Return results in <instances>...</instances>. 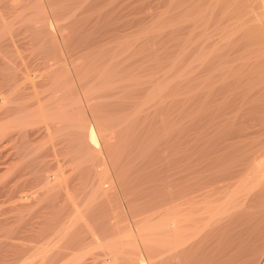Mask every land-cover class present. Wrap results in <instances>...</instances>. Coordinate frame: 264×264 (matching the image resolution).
Listing matches in <instances>:
<instances>
[{
  "label": "rangeland",
  "instance_id": "1",
  "mask_svg": "<svg viewBox=\"0 0 264 264\" xmlns=\"http://www.w3.org/2000/svg\"><path fill=\"white\" fill-rule=\"evenodd\" d=\"M237 1L228 0V6L225 0H0V113H8L2 117L3 113L0 114V124L11 122L8 131L13 132L9 136L7 133L0 137V264H136L134 259L140 253L146 258L147 264H264V197L263 200H257L258 202L253 201L257 197L255 192L260 190L259 185L263 187V164L260 166L262 170L258 169L256 176L263 177V181L256 186V191L251 193L253 191L240 189L242 191L238 193L240 198L237 197L236 204L238 201H245L248 205L233 207L229 211L230 216L226 214L221 216L223 219L219 217L213 221L204 234H195V237L194 227H191L209 210L204 208H212L219 203L228 194L227 189L232 190V186L242 179L240 176L243 174L245 177L248 174L245 173L246 169H250L247 165L257 157L259 152L254 153L255 150L260 151L262 147V139H259L263 138L259 124L261 120L258 119H264L259 115L262 101L253 104L248 101L241 109H237L239 111L232 110L231 103L223 107H229L228 112L222 108L224 112L216 114L219 112L217 108L220 102V98L216 99V96L220 97L215 81L218 78L216 60L224 54L220 59L227 57L232 64L236 62L233 60L237 55L227 46L215 44V40L217 37L219 42L222 36L217 33H227L237 24V13L232 10ZM253 3L258 6L259 1L253 0ZM207 8L209 9L206 10ZM253 8L250 14L251 23L257 21L254 12L256 8ZM233 11L235 15L232 14ZM244 16L245 18H241L245 19L241 20L243 25L249 21V17H242ZM214 23L216 26L212 25ZM221 27H225L224 31ZM214 29L220 30L215 31L217 35ZM251 48L250 46L248 49L252 51ZM224 52H228V55ZM206 53L210 55L207 56ZM204 58L211 61L204 64ZM207 69L210 75L216 74L211 76L213 81L210 79L214 84L208 80L210 77L204 71ZM206 76L208 79H205ZM202 78L206 80L205 83ZM201 82L202 85L208 82V86L202 87ZM200 86L201 93L204 94L200 93ZM152 87L153 90L150 91ZM209 89L211 92L208 97ZM146 100L149 104L152 101L154 107L146 106ZM209 102L213 104V111L210 109L211 104L208 105ZM133 105L139 112L137 128L133 130L134 133H130L133 138L130 137L131 140L122 143L120 137L126 131L121 132L125 127L121 124L123 126H115L118 132L115 128L106 129L112 137V142L107 139L108 143L100 136L103 133L99 125H106L115 117H123L122 114L127 110L130 112ZM215 106L218 110L216 112ZM170 112L172 115H169ZM228 113L236 115L230 118ZM221 114L226 119L220 118ZM240 117L243 119L240 121L241 126L248 120L247 125L257 130L256 135L251 134L253 136L250 137L251 135L246 136L243 133V129L246 127L247 130L250 126L245 125L242 129L238 121ZM207 121L210 122L209 125ZM140 122L143 123L141 127ZM86 123L89 126L85 127L89 129L83 127L86 130L82 131L81 126ZM19 131H23L25 137ZM87 131L88 134L82 136ZM93 134L96 135V140L92 137ZM134 135H138L137 138ZM231 135H239L240 138L237 140L234 138L236 136ZM147 138L150 139L148 142L145 141ZM89 139L97 146L89 143ZM130 141L132 142L129 145ZM112 143L116 146L120 143L122 148L119 149L125 153L120 152L119 157L113 156L119 150L116 146L115 149L110 146V149L109 144ZM250 149H254L253 153H250ZM254 154L255 158L252 156ZM98 183L101 185L98 186ZM194 192L197 193L195 196ZM218 195H222L221 199ZM249 200L253 202L250 203ZM197 210L201 212L197 213ZM172 227L173 232L169 229ZM118 237L121 239L117 240ZM115 239L119 244L114 242ZM176 239L180 243L183 241L181 246ZM117 244L126 247L120 251L122 254L116 252Z\"/></svg>",
  "mask_w": 264,
  "mask_h": 264
},
{
  "label": "bare ground",
  "instance_id": "2",
  "mask_svg": "<svg viewBox=\"0 0 264 264\" xmlns=\"http://www.w3.org/2000/svg\"><path fill=\"white\" fill-rule=\"evenodd\" d=\"M223 1V0H222ZM225 1H227V3H228V6H229V4H230V2H228V0H225ZM230 1H232V0H230ZM257 1H259V3H258V6L255 4V3H253V0H238L237 1V4H235L234 6H233V9L232 10H234V11H236V13H237V21H236V25L235 26H233V27H231L228 31H227V33H226V31L225 32H223V34H220V33H217V34H219V35H222V36H220V40H219V42H218V40L217 39H219V38H217L216 37V40H217V42H216V40H215V44H219V46L220 45H222V46H227L233 53H236V59H234V58H232V60L233 61H236V62H232V64H231V60H227V57H226V59H220L221 58V56H223V55H221L220 53H219V55H221V56H219L220 58H218L219 60H216V61H218L217 62V64H218V69H217V76H218V78H217V76H216V78H217V80H215L216 81V86L217 87H219V95H220V97L218 96H216V99L218 100L219 98H220V102L218 103V105H219V107L217 108L216 106V104H214V105H216L215 106V112L216 111H218V110H216V108L217 109H219V112H216V114L217 113H221L222 111L224 112V110L226 111V109H224L223 107H225V106H229L231 103L233 104V109L232 110H235L236 109V111H239V110H237V109H241V107H242V105L244 104V103H247L248 101V103H250V102H252V104L253 103H255L256 101H262L263 102V104L261 105V108L259 109V111H260V116H263L264 117V115L262 114L263 112H264V0H256V2ZM215 2H217V1H215ZM214 2V3H215ZM221 2V1H220ZM197 3V2H196ZM213 3V4H214ZM223 3V2H222ZM226 3V2H225ZM224 3V4H225ZM181 4V3H180ZM207 4V3H206ZM217 4V6L219 7V5H218V3H216ZM254 4H255V7L253 8V6H254ZM194 5V4H193ZM215 5V4H214ZM213 5V7H215ZM220 5H221V3H220ZM223 5V4H222ZM221 5V6H222ZM216 6V7H217ZM210 7V6H209ZM192 8V7H191ZM223 8H224V6H223ZM223 8H220V9H223ZM228 8H230V7H228ZM236 8V9H235ZM251 8H253V9H255L254 10V12L256 13V19H257V21L256 22H254V23H251V13L253 12L252 11V9ZM209 8H207L206 10H208ZM212 9V8H211ZM218 9V8H217ZM219 9V10H220ZM225 9H226V7H225ZM200 10V9H199ZM203 10H205V9H203ZM224 10V9H223ZM230 10V9H229ZM201 11H202V9H201ZM222 11V10H221ZM234 11L232 12V14H234ZM252 11V12H251ZM212 12V11H211ZM219 12V11H218ZM186 13V12H185ZM199 13H200V11H199ZM203 13V12H202ZM205 13H206V11H205ZM204 13V14H205ZM214 13V12H213ZM219 13H222V12H219ZM218 13V14H219ZM226 13H229L228 11L226 12ZM191 14V13H190ZM230 14H231V11H230ZM212 15V14H211ZM220 15V14H219ZM224 16H225V14H223ZM235 15V14H234ZM243 15H247V17H249V19L247 18V20H249L246 24H241V20H245V19H241V18H245V16L244 17H242ZM209 16V15H208ZM213 16H214V14H213ZM216 16V15H215ZM214 16V17H215ZM254 16H255V14H254ZM199 18V17H198ZM217 19L219 18V16L218 17H216ZM235 18V17H234ZM195 19V18H194ZM210 19V18H209ZM217 19H215V20H217ZM221 19H223V18H221ZM225 19H226V17H225ZM254 19V18H253ZM252 19V20H253ZM201 20V19H200ZM228 19H226V21H227ZM255 20V19H254ZM253 20V21H254ZM204 21H206L205 20V18H204ZM210 21V23H211V20H209ZM206 23H207V21H206ZM215 23H216V21H215ZM212 24V25H215L216 26V24ZM229 23H230V21H229ZM208 24V23H207ZM224 24H225V21H224ZM211 25V26H212ZM218 25V24H217ZM229 25V24H228ZM231 25V24H230ZM194 26H196V25H194ZM203 26H204V24H203ZM205 26H208V25H205ZM214 26V27H215ZM219 26V25H218ZM224 26H226V25H224ZM213 27V26H212ZM223 27V26H222ZM220 28V29H222V31H224V29H225V27H224V29L223 28ZM228 27V26H227ZM230 27V26H229ZM204 28V27H203ZM205 28H207V27H205ZM208 29V28H207ZM206 29V30H207ZM213 29V28H212ZM226 29H228V28H226ZM215 31H220L219 29L218 30H216V29H214V32ZM206 32H208V31H206ZM213 32V31H212ZM216 34V32H215V35H217ZM204 35H205V33H204ZM185 36V35H184ZM191 36V35H190ZM186 37V36H185ZM192 37V36H191ZM219 37V36H218ZM179 38V37H178ZM184 38V37H183ZM193 38V37H192ZM189 39V38H188ZM194 39V38H193ZM207 40V39H206ZM211 40V39H210ZM192 41V40H191ZM190 41V42H191ZM197 42V41H196ZM189 44V43H188ZM191 44V43H190ZM211 44V43H210ZM187 46V45H186ZM204 46V45H203ZM212 46V45H211ZM252 47L251 49H252V51H250L248 48L249 47ZM187 47H189V46H187ZM201 47V46H200ZM209 47V46H208ZM207 47V48H208ZM215 47V46H214ZM217 47V46H216ZM194 48V47H193ZM210 48V47H209ZM185 49H186V47H185ZM188 49V48H187ZM201 49V48H200ZM220 49H222V48H220ZM218 50V49H217ZM180 51H182V50H180ZM179 51V52H180ZM203 51L205 52V50L203 49ZM199 52V51H198ZM202 52V51H201ZM215 52V51H214ZM191 53V52H190ZM208 53H209V50H208ZM210 53H213V52H210ZM225 54H227L228 52H224ZM176 54V53H175ZM178 54V53H177ZM207 54V53H206ZM181 55H183L182 53H181ZM199 55V57H200V54H198ZM197 55V56H198ZM210 54H207V56H209ZM211 55H213L214 56V54H211ZM228 55V54H227ZM227 55H225V56H227ZM230 55H231V53H230ZM177 56V55H176ZM178 56H180V54H178ZM184 56V55H183ZM203 56V55H202ZM206 56V55H205ZM225 56L223 57V58H225ZM188 57V56H187ZM198 57V58H199ZM215 57H218V55H216ZM232 57V55L229 57V58H231ZM183 59H184V57H182ZM194 58V57H193ZM205 59V61H204V64H205V62L207 61V59L206 58H204ZM216 59V58H215ZM197 60L198 59H196V62H197ZM211 61V59H208V61ZM191 61V60H190ZM207 61V63H209ZM214 61V60H213ZM193 62V61H192ZM196 62H194V64L196 63ZM227 63H229L228 65H227ZM217 64H216V68H217ZM196 65H197V63H196ZM208 65V64H207ZM210 65V64H209ZM200 66V65H199ZM211 66H212V64H211ZM226 66V67H225ZM204 67V66H203ZM204 68H206V65H205V67ZM211 68V67H210ZM209 68V69H210ZM188 69H190V68H188ZM209 69H207V70H204L205 71V73L209 70ZM215 69V68H214ZM189 71V70H188ZM187 71V72H188ZM191 71V70H190ZM216 72V71H215ZM192 73V72H191ZM195 73V72H194ZM193 73V74H194ZM214 73V71L212 70V74ZM207 74H208V77H210L209 79H208V77L207 78H205V79H208L209 81H213V79H211V76H214V75H216V74H214V75H210L208 72H207ZM210 75V76H209ZM194 76V75H193ZM188 77V76H187ZM187 77H186V81H187ZM204 77V76H203ZM173 78H175V77H173ZM185 78V77H184ZM183 78V79H184ZM178 79V78H177ZM181 79V78H180ZM193 79V78H192ZM191 79V80H192ZM203 79V78H202ZM205 79H203V82L205 83L206 82V80ZM211 79V80H210ZM215 79V78H214ZM168 80V79H167ZM170 81H172V80H176V79H169ZM182 80V79H181ZM180 81V80H179ZM208 81V82H209ZM211 81V82H212ZM174 82V81H173ZM182 82H184V81H182ZM207 82V83H208ZM211 82H209V83H211ZM140 82H138L137 84L138 85H140L139 84ZM164 83V82H163ZM168 83V82H167ZM185 83V82H184ZM203 83V85H202V82H201V86L202 87H204V86H206L207 85V83L206 84H204ZM142 84V83H141ZM170 84H171V82H170ZM212 84H214L213 82H212ZM173 85V84H172ZM175 85V84H174ZM184 85V84H183ZM182 85V86H183ZM190 85H191V83H190ZM210 86H212L211 84H209ZM159 86V85H158ZM171 86V85H170ZM179 86V85H178ZM200 86V93L202 92V87ZM208 86V85H207ZM215 86V87H216ZM163 88H164V86H163ZM181 88V87H180ZM185 88H187V87H185ZM184 88V89H185ZM207 89L209 88V87H206ZM159 89V88H158ZM167 89H168V87H167ZM166 89V90H167ZM174 89V88H173ZM199 89V88H198ZM213 89H214V87H213ZM217 89V88H216ZM153 90V87L151 88V90L150 91H152ZM160 91H161V88L159 89ZM162 90H164V92H165V89H162ZM181 90V89H180ZM179 90V91H180ZM186 90V89H185ZM204 91H205V89H203ZM154 91L155 92H157V90H155L154 89ZM188 91V90H187ZM124 92V91H123ZM122 92V94H124ZM130 92V91H129ZM134 92V91H133ZM136 92V91H135ZM162 92V91H161ZM170 92H172V91H170ZM169 92V93H170ZM191 92V91H190ZM193 92V91H192ZM210 92H211V90L209 89V91H208V97H209V95H210ZM138 93H140V92H138ZM154 93V92H153ZM168 93V94H169ZM177 93V91L174 93V94H176ZM195 93V92H194ZM217 93V92H216ZM215 93V94H216ZM29 95H30V93H28ZM146 94V93H145ZM160 94V93H159ZM201 94H204V92L203 93H201ZM31 95H32V93H31ZM119 95V94H118ZM121 95V94H120ZM126 95V94H125ZM147 95V94H146ZM156 95V94H155ZM166 95H167V93H166ZM165 95V96H166ZM179 95V94H178ZM198 95V94H197ZM206 95V94H205ZM53 96V95H52ZM145 96V95H144ZM168 96V95H167ZM171 96V95H170ZM189 96V95H188ZM192 96V95H191ZM129 97V96H128ZM180 97V96H179ZM39 98V97H38ZM121 98V97H120ZM130 98V97H129ZM132 98V97H131ZM140 98V97H139ZM143 98V97H142ZM150 98V97H149ZM156 98L158 99V97L156 96ZM163 98V97H162ZM165 98V97H164ZM163 98V99H164ZM170 98H172V97H170ZM183 98V97H182ZM185 98H186V96H185ZM189 98V97H188ZM191 98H193V96L191 97ZM42 99H43V97H42ZM156 99V100H157ZM173 99H174V97H173ZM245 99H247V100H245ZM141 100V99H140ZM140 100H138L139 102H140ZM144 100V99H143ZM168 101H170V99H167ZM186 100V99H185ZM189 100H190V98H189ZM207 100V99H206ZM126 100H124V102H125ZM132 101H135L134 99L132 100ZM132 101H131V104H133L132 103ZM137 101V100H136ZM142 101V100H141ZM147 101V100H146ZM145 101V102H146ZM154 101V100H153ZM174 102H175V100H173ZM200 101V100H199ZM254 101V102H253ZM127 102V101H126ZM143 102V101H142ZM148 102V104H146V106L147 105H150V106H153L154 107V105H153V103H152V101L150 102V104H149V101H147ZM146 102V103H147ZM155 102V101H154ZM173 102V103H174ZM179 102V101H178ZM186 102V101H185ZM184 102V103H185ZM188 102V101H187ZM186 102V103H187ZM164 103V102H163ZM162 103V104H163ZM172 103V104H173ZM176 103H177V101H176ZM175 103V104H176ZM189 103V102H188ZM202 103V102H201ZM204 103H206V102H204ZM216 103V102H215ZM134 104H135V102H134ZM137 104H139L138 102H137ZM178 104V103H177ZM209 104H211L210 106L212 107H210V109H212V111H213V104L211 103V102H209L208 103V105ZM229 104V105H228ZM251 104V103H250ZM119 105V104H118ZM129 105V104H128ZM204 105V104H203ZM206 105V104H205ZM134 106V105H133ZM155 106H157V105H155ZM168 106V105H167ZM59 107V106H58ZM126 107V106H125ZM175 107H176V105H175ZM185 107V106H184ZM183 107V108H184ZM187 107V106H186ZM231 107V106H230ZM111 108V107H110ZM119 108V107H118ZM123 108V107H122ZM151 109H152V107H150ZM158 108V107H157ZM174 108V107H173ZM188 108V107H187ZM192 108V107H191ZM222 108L224 109V110H222ZM30 109V108H29ZM128 109V108H127ZM190 109V108H189ZM200 109L202 110V108H201V106H200ZM207 109H209V108H207ZM228 109H229V107H228ZM227 109V111L226 112H228L229 110ZM125 110V109H124ZM130 110V109H129ZM143 110V109H142ZM164 110H165V108H164ZM172 110V109H171ZM174 110V109H173ZM232 110H230L231 112H232ZM6 111V110H5ZM27 111V110H26ZM25 111V112H26ZM30 111V110H29ZM28 111V112H29ZM48 111V110H47ZM56 111H58V110H56ZM63 111V110H62ZM126 111V110H125ZM145 111V110H144ZM157 111V110H156ZM203 111V110H202ZM235 111V112H236ZM242 111V110H241ZM40 112H42L41 110H40ZM127 112H128V110H127ZM125 112V114H122L123 115V117H119L118 119H116V117L114 118V120L113 121H110V122H107L108 124H106V125H108V126H106L105 124H102L101 123V121L99 122V124L101 123V125H99V126H101V129L103 130H101V133H103V135L102 134H100V136L102 137L103 136V138H104V140H106L107 141V139H108V141L112 138L109 134V132L106 130L108 127L110 128L111 127V129L112 128H115V126H119V125H121V124H123V125H125V127H124V129L123 130H121V132L122 131H126L125 132V135H123V136H121L120 137V140L122 141V143L123 144H125L127 141H129V140H131L130 139V137L131 138H133L132 136H131V134L132 133H134V129L135 128H137V125H138V123H139V116H137V114L139 113L138 112V109L136 108V106H134V107H132L131 108V111L130 112ZM142 112V111H141ZM150 112V111H149ZM155 112V111H154ZM166 112V111H165ZM185 112V111H184ZM215 112H214V114H215ZM225 112V113H226ZM234 112V111H233ZM262 112V113H261ZM1 113H3V114H1ZM0 114H1V117H2V115H4V114H8V113H4L3 111L1 112ZM20 113H22V112H20ZM121 113H123V112H121ZM171 114H169V115H172V112H170ZM174 113H175V111H174ZM187 113V112H186ZM185 113V114H186ZM192 113V112H191ZM224 113V114H225ZM239 113V112H238ZM244 113V112H243ZM76 114V113H75ZM79 114H80V112H79ZM149 114V113H148ZM154 114H156V113H154ZM160 114V113H159ZM188 114V113H187ZM200 114V113H199ZM203 114V113H202ZM209 114V113H208ZM224 114L222 115H219V116H221L220 118H225V116H224ZM227 114V113H226ZM229 115H230V113H228ZM234 114L235 113H233V114H231L230 115V118L233 116L234 117ZM258 114V113H257ZM262 114V115H261ZM25 115V114H24ZM31 115V114H30ZM62 115H64V114H62ZM119 115V114H118ZM139 115V114H138ZM146 115V114H145ZM158 115V114H157ZM182 115H184V114H182ZM189 115V114H188ZM187 115V116H188ZM205 115V114H204ZM213 115V114H212ZM236 115V114H235ZM6 116V115H5ZM5 116H3V118L5 117ZM36 116V115H35ZM65 116V115H64ZM142 116V115H141ZM165 116H166V114H165ZM187 116H185V117H187ZM216 116V115H215ZM218 116V117H219ZM241 116V115H240ZM243 116V115H242ZM256 116V115H255ZM258 116V115H257ZM7 117V116H6ZM57 117H61V116H57ZM63 117V116H62ZM80 117V116H79ZM146 117V116H145ZM148 117H150V116H148ZM155 117V116H154ZM161 117V116H160ZM173 117V116H172ZM182 117V116H181ZM184 117V118H185ZM193 117V116H192ZM198 117V116H197ZM205 117V116H204ZM208 117H210L209 115H208ZM227 117V120L229 119V117L228 116H226ZM2 118V119H3ZM73 118V117H72ZM162 118V117H161ZM183 118V117H182ZM213 118V117H212ZM220 118H219V120H220ZM238 118H239V115H238ZM251 118H253V117H251ZM261 118V117H260ZM260 118H258L259 120H261L260 122H259V124L261 125V133H262V135H263V138H259V136L257 137V138H259V139H262L261 140V144H262V147L260 146V145H258L259 147H261L260 149V151H259V149H258V151L257 150H255V152L254 153H256V152H259L258 153V155H257V157L255 158V154L254 155H252L255 159H254V161H251V163L250 164H248L247 166H250V167H247V168H250V169H246L245 170V173L247 174V175H245V177H243V174H242V176H240V178H242V179H240V181H238L237 182V185H235V186H232L231 188H232V190L229 188V187H227V188H229L230 190H231V192H230V190H228L227 189V191H229L230 192V194H229V192H228V194L226 193V195H224V197H223V199L218 203L217 201H219L221 198H220V196L222 197V195H218L219 196V200H217L216 202V204H211V205H213V207L212 208H204V209H209L205 214H204V216L201 218V220L198 222V223H196V225L195 226H191V225H189V227L191 226V227H194L193 229L195 230V232L193 233L194 234V236H195V234H196V236L198 235V234H202L204 231H207L208 229H209V227H210V225L212 224V222L213 221H216V219H218L219 217L221 218V216H223V215H228L229 214V211L233 208V207H235V206H243L244 204H247L248 205V202L247 203H245V201H238V203L236 204V201L238 200L237 199V197H238V193H241V192H239V191H242V190H240V189H244L245 191H247V190H249V191H253L255 188H256V186H258L263 180H262V178L263 177H261V176H258V177H256L257 176V171H258V169H260V166L263 164L264 165V119H260ZM32 119V118H31ZM116 119V120H115ZM160 119V118H159ZM204 119V118H203ZM205 119H207V118H205ZM210 119V118H209ZM226 119V118H225ZM247 119V118H246ZM250 119V118H249ZM254 119V118H253ZM256 119V118H255ZM257 119V120H258ZM29 120V119H28ZM61 120V119H60ZM105 120V119H104ZM145 120V119H144ZM165 120V119H164ZM167 120V119H166ZM183 120V119H182ZM184 120H186V119H184ZM214 120V119H213ZM230 120V119H229ZM243 119L240 117V120H238L239 122L240 121H242ZM256 120V121H257ZM64 121V120H63ZM141 121H143V120H141ZM152 121V120H151ZM180 121V120H179ZM222 121V120H221ZM246 121V120H245ZM7 122V121H6ZM33 122V121H32ZM31 122V123H32ZM53 122H55V121H53ZM62 122V121H61ZM60 122V123H61ZM68 122V121H67ZM85 122V121H84ZM87 122V121H86ZM170 122V121H169ZM208 122V121H207ZM212 122V121H211ZM213 122H215V121H213ZM216 122H217V120H216ZM220 122V121H219ZM244 122V121H243ZM247 122H248V120L246 121V124L244 123V125L243 126H241L242 125V123L241 124H239V126L243 129L244 128V126L246 125V126H248L247 125ZM252 122V121H251ZM258 122V121H257ZM1 123V122H0ZM5 123V122H4ZM11 123V122H10ZM10 123L9 124H0V137H2V136H5L7 133H9V131H8V129H9V126H10ZM78 123V122H77ZM88 123V122H87ZM85 124V125H83V126H81L82 127V131H85L86 129H87V127H85L86 125L87 126H89L88 124ZM148 123V122H147ZM152 123V122H151ZM157 123V122H156ZM196 123V122H195ZM209 123L210 122H208V125H209ZM220 123H222V122H220ZM220 123H217V124H220ZM254 123V122H253ZM19 124V123H18ZM24 124V123H23ZM50 124V123H49ZM141 124H143V123H141L140 122V124H139V126L141 127ZM164 124V123H163ZM162 124V125H163ZM170 124V123H169ZM184 124V123H183ZM198 124V123H197ZM216 124V123H215ZM251 124V123H250ZM16 125V124H15ZM20 125V124H19ZM25 125V124H24ZM48 125V124H47ZM56 125V124H55ZM123 125H121V126H123ZM149 125V124H148ZM160 125V124H159ZM158 125V126H159ZM171 125V127H172V124H170ZM214 125V124H213ZM232 125V124H231ZM95 126V125H94ZM99 126H98V128H99ZM120 126V127H121ZM139 126H138V130H139ZM146 126H147V124H146ZM167 126V125H166ZM166 126H164V127H166ZM183 126V125H182ZM216 126H220V125H216ZM224 126V125H223ZM250 126V125H249ZM257 126H258V124H257ZM20 127V126H19ZM41 127V126H40ZM83 127H85L86 129H83ZM153 127V126H152ZM175 128H176V126H174ZM179 127H181V126H179ZM178 127V128H179ZM234 127V126H233ZM255 127V126H254ZM21 128V127H20ZM39 128V127H38ZM55 128H56V126H55ZM74 128V127H73ZM96 128V127H95ZM123 128V127H122ZM159 129L161 128V125H160V127H158ZM183 128V127H182ZM205 128H208V127H205ZM210 128V127H209ZM217 128H219V127H217ZM237 128V127H236ZM235 128V129H236ZM241 128H237V129H241ZM246 128V127H245ZM243 129V133L246 135V134H248V135H251V134H255L256 135V133L255 132H257V130L255 131V129H253L252 128V126H250V128H252V130H254V131H252V130H249L248 129V127H247V130L246 129ZM258 128V127H257ZM17 129V128H16ZM21 129H23V128H21ZM89 129V128H88ZM87 129V130H88ZM115 129H117V132H118V128H115ZM120 129V128H119ZM145 129V128H144ZM148 129V128H147ZM171 129V128H170ZM173 129V128H172ZM42 130V129H41ZM46 130V129H45ZM52 130V129H51ZM91 130V129H90ZM89 130V131H90ZM100 130V129H99ZM140 130H141V128H140ZM162 130H164V129H162ZM166 130H167V128H166ZM166 130H164L165 132H166ZM169 130V129H168ZM216 130V129H215ZM214 130V131H215ZM222 130V129H221ZM232 130V129H231ZM248 130L249 131H251L250 132V134H249V132H248ZM81 131V132H82ZM113 131H115V130H113ZM112 131V132H113ZM133 131V132H132ZM146 131V130H145ZM177 131V130H176ZM185 131V130H184ZM237 132H240L239 130H236ZM12 132V131H11ZM9 133V134H7L8 136L10 135V134H12V133ZM20 132V131H19ZM19 132H18V134H19ZM23 132V131H22ZM22 132H20V135H22V136H24L25 137V135H23V133ZM27 132H28V130H27ZM39 132V131H38ZM49 132V131H48ZM80 132V131H79ZM107 132V133H106ZM120 132V131H119ZM147 132V131H146ZM146 132H144V133H146ZM149 132V131H148ZM158 132H159V130L156 132L157 134H158ZM179 132H181V131H179ZM183 132V131H182ZM191 132V131H190ZM219 132V131H218ZM246 132V133H245ZM17 133V132H16ZM26 133V132H25ZM34 133V132H33ZM37 133V132H36ZM92 132H90V134H91ZM94 133V132H93ZM116 133V132H115ZM124 133V132H123ZM131 133V134H130ZM136 134H138V132L136 131L135 132ZM140 133V132H139ZM163 134H164V132H162ZM205 133V132H204ZM242 132H241V134H243ZM75 134V133H74ZM81 134V133H80ZM84 134H88V131L86 132V133H82V136L84 135ZM107 134H108V137H107ZM118 134H120V133H118ZM141 134V133H140ZM150 134V133H149ZM149 134H148V136H149ZM179 134V133H178ZM234 134H237V133H234ZM240 134V133H239ZM259 134V133H258ZM257 134V135H258ZM17 135V134H16ZM29 135V134H28ZM27 134H26V136H28ZM36 135V134H35ZM92 135V134H91ZM91 135H90V138H91ZM144 135V134H143ZM152 135V134H151ZM154 135V134H153ZM162 134H160V136H161ZM166 135V134H165ZM181 135V134H180ZM216 135V134H215ZM232 135H233V133H232ZM231 135V136H232ZM244 135V136H245ZM253 135H251L250 137H252ZM39 136V135H38ZM115 136H117V135H115ZM114 136V137H115ZM135 136V135H134ZM138 136V135H137ZM137 136H135L136 138H137ZM159 136V135H158ZM164 136V135H163ZM167 136H168V134H167ZM234 136H236V135H234ZM234 136H232V137H234ZM241 136H243V135H241ZM247 136V135H246ZM245 136V137H246ZM13 137V136H12ZM70 137V136H69ZM87 138H88V135L86 136ZM95 140L97 139V137H96V135L95 134H93V136H92ZM111 137V138H110ZM134 137V138H135ZM140 137V136H139ZM147 137V136H146ZM165 137V136H164ZM171 137V136H170ZM172 137H174V136H172ZM191 137V136H190ZM199 137V136H198ZM238 137L240 138V136L238 135ZM237 136L236 137H234L235 139H237L238 138ZM262 137V136H261ZM8 138H11V137H8ZM14 138V137H13ZM16 138V137H15ZM17 138H19V136L17 135ZM17 138H16V140H17ZM86 138V139H87ZM115 138H117V137H115ZM142 138H144V136L142 137ZM149 138V137H148ZM148 138L145 140L146 142H148L149 140H148ZM166 138V137H165ZM168 138H169V136H168ZM182 138V137H181ZM180 138V139H181ZM201 138V137H200ZM238 138V139H239ZM241 138H243V137H241ZM249 138V137H248ZM255 138V137H254ZM68 139V138H67ZM139 139H141V137L139 138ZM138 139V140H139ZM173 139V138H172ZM176 139V138H175ZM179 139V140H180ZM184 139V138H183ZM182 139V140H183ZM237 139V140H238ZM244 139V138H243ZM246 139V138H245ZM5 140V139H4ZM7 140V139H6ZM23 140H24V138H23ZM64 140V139H63ZM83 140H85V139H83ZM90 141H89V143L91 142V144L93 145V143H92V141H91V139H89ZM133 140V139H132ZM148 140V141H147ZM154 140V139H153ZM159 140V139H158ZM161 140V139H160ZM166 140V139H165ZM164 140V141H165ZM181 140V141H182ZM204 140V139H203ZM232 140V139H231ZM234 140V139H233ZM232 140V141H233ZM247 140V139H246ZM251 140V139H250ZM1 141H3V140H1ZM8 141V140H7ZM9 141H11V140H9ZM25 141V140H24ZM23 141V142H24ZM105 141V143H107ZM118 141H119V139H118ZM121 141H119V142H121ZM124 141H125V143H124ZM135 141V140H134ZM136 141H137V139H136ZM139 141H141V140H139ZM144 141V142H145ZM243 141V140H242ZM242 141H241V143H242ZM245 141V140H244ZM253 141V140H252ZM26 142V141H25ZM67 142V141H66ZM86 142V141H85ZM109 142H112V139L109 141ZM108 142V143H109ZM132 141H130L129 142V145H130V143H131ZM155 142H158V141H155ZM159 142H161V141H159ZM178 142V141H177ZM176 142V143H177ZM185 142V141H184ZM207 142H208V140H207ZM210 142V141H209ZM216 142V141H215ZM234 142V141H233ZM235 142H237V141H235ZM238 142H240V141H238ZM250 142V141H249ZM68 143V142H67ZM142 143H143V141H142ZM151 143V142H150ZM152 143H153V141H152ZM162 144H163V142H161ZM168 143V142H167ZM169 143H170V141H169ZM171 143H173V142H171ZM175 143V144H176ZM204 143H205V141H204ZM247 143V142H246ZM4 144V143H3ZM9 144V143H8ZM38 144H40V143H38ZM69 144V143H68ZM85 144H87V142L85 143ZM84 144V145H85ZM120 144V143H119ZM119 144H117L118 146H116V145H114L113 143L112 144H109V147L111 146V147H114V146H116L117 147V150H119V152H118V154H117V152L115 151V153L117 154V155H114L113 154V156H118L119 155V153L121 152V150L119 149V148H122V145H121V147H120V145ZM134 144V143H133ZM137 143H135V146H137L136 145ZM174 144V143H173ZM198 144V143H197ZM232 144V143H231ZM256 144V143H255ZM255 144L253 145V146H255ZM259 144V143H258ZM29 145V144H28ZM67 145V144H66ZM70 145V144H69ZM83 145V146H84ZM94 145H96L95 144V142H94ZM93 145V146H94ZM107 145V144H106ZM113 145V146H112ZM150 145V144H149ZM153 145V144H152ZM156 145V144H155ZM166 145V144H165ZM213 145V144H212ZM221 145V144H220ZM223 145V144H222ZM257 145V144H256ZM10 146V145H9ZM23 146V145H22ZM50 146V145H49ZM97 146V145H96ZM134 146V145H133ZM151 146V145H150ZM204 146V145H203ZM208 146H209V144H208ZM211 146V145H210ZM227 146V145H226ZM257 146V147H258ZM18 147V146H17ZM111 147H110V149H111ZM124 147V146H123ZM127 149L129 148V146L127 147V146H125ZM131 147V146H130ZM145 147H147L146 145H145ZM152 147V146H151ZM150 147V148H151ZM155 147V146H154ZM168 147V146H167ZM170 147V146H169ZM173 147V146H172ZM207 147V146H206ZM251 147V146H250ZM256 147V146H255ZM24 148V147H23ZM59 148V147H58ZM65 148V147H64ZM77 148V147H76ZM97 148V147H96ZM139 149H140V147H138ZM171 148V147H170ZM189 148V147H188ZM203 148V147H202ZM211 148V147H210ZM210 148H209V150H210ZM215 148H216V146H215ZM228 148V147H227ZM9 149V148H8ZM48 149V148H47ZM113 149V148H112ZM114 149H115V147H114ZM113 149V150H114ZM135 149H136V147H135ZM139 149H137V150H139ZM142 149V148H141ZM172 149V148H171ZM191 149V148H190ZM198 149V148H197ZM204 149H205V147H204ZM214 149V148H213ZM218 149H220V148H218ZM224 149V148H223ZM247 149V148H246ZM257 149V148H256ZM11 150V149H10ZM18 150V149H17ZM82 150V149H81ZM88 150V149H87ZM86 150V151H87ZM125 150V149H124ZM123 150V151H124ZM146 150V149H145ZM148 150H150V149H148ZM147 150V151H148ZM179 150V149H178ZM182 150V149H181ZM244 150V149H243ZM250 150H252V149H250ZM97 151V150H96ZM111 152H113L112 150H110ZM128 152H129V150H127ZM126 151V152H127ZM141 151V150H140ZM185 151V150H184ZM205 151V150H204ZM227 151V150H226ZM247 151V150H246ZM253 151H254V149L252 150V151H250V153H253ZM7 152V151H6ZM176 152H177V149H176ZM224 152V151H223ZM222 152V153H223ZM243 152V151H242ZM10 153V152H9ZM81 153V152H80ZM121 153H125V152H121ZM121 153H120V155L119 156H121ZM136 153V152H135ZM139 153V152H138ZM143 153V152H142ZM174 153V152H173ZM172 153V154H173ZM181 153H182V151H181ZM203 153V152H202ZM231 153H233L234 154V152H231ZM237 153V152H236ZM249 153V152H248ZM249 153V154H250ZM107 154V153H106ZM112 154V153H111ZM137 154V153H136ZM199 154H200V152H199ZM212 154H213V151H212ZM211 154V155H212ZM224 154V153H223ZM223 154H222V156H223ZM242 154V153H241ZM246 154H247V152H246ZM3 155V154H2ZM46 155V154H45ZM133 155V154H132ZM145 155V153L143 154V155H141L142 157ZM168 155V154H167ZM219 155V154H218ZM232 155V154H231ZM240 155V154H239ZM245 155V154H244ZM251 155V154H250ZM20 156V155H19ZM49 156V155H48ZM118 156V157H119ZM138 156H140V155H138ZM140 156V157H141ZM173 156V155H172ZM175 156V155H174ZM173 156V157H174ZM233 156V155H232ZM21 157V156H20ZM40 157V156H39ZM125 157V156H124ZM127 157V156H126ZM125 157V158H126ZM133 157V156H132ZM134 157H135V155H134ZM213 157H214V155H213ZM224 157V156H223ZM237 157H238V155H237ZM244 157V156H243ZM54 158V157H53ZM96 158H97V156H96ZM101 158V157H100ZM145 158V157H144ZM156 158V157H155ZM198 158V157H197ZM217 158V157H216ZM226 158V157H225ZM246 158V157H245ZM50 159V158H49ZM52 159V158H51ZM129 159V158H128ZM149 159V158H148ZM168 159H169V157H168ZM171 159V158H170ZM188 159V158H187ZM210 159V158H209ZM218 159V158H217ZM233 159V158H232ZM236 159V158H235ZM238 159H240V158H238ZM1 160V159H0ZM4 160V159H3ZM100 160V159H99ZM177 160V159H176ZM237 160V159H236ZM242 160V159H241ZM246 160V159H245ZM127 161V160H126ZM143 161V160H142ZM173 161V160H172ZM210 161H211V159H210ZM248 162H249V160H247ZM99 162V161H98ZM132 162V161H131ZM138 162V161H137ZM149 162V161H148ZM213 162H214V160H213ZM236 162V161H235ZM102 163V162H101ZM100 163V164H101ZM231 163V162H230ZM103 164H105V163H103ZM139 164V163H138ZM166 164V163H165ZM197 164V163H196ZM199 164H200V162H199ZM215 164V163H214ZM236 164V163H235ZM223 165H225V164H223ZM222 165V166H223ZM227 165V164H226ZM231 165V164H230ZM129 166H131V165H129ZM218 166V165H217ZM93 166H91V168H92ZM162 167V166H161ZM207 167V166H206ZM219 167H221V166H219ZM226 167V166H225ZM234 167H235V165H234ZM239 167V166H238ZM26 168V167H25ZM101 168V167H100ZM148 168V167H147ZM205 168V167H204ZM208 168H210V167H208ZM243 168V167H242ZM262 168H264V166L262 167ZM21 169V168H20ZM129 169V168H128ZM207 169V168H206ZM99 170V169H98ZM158 170V169H157ZM217 170H219V169H217ZM262 169H260V171H261ZM243 171V170H242ZM249 171V172H248ZM90 172H91V170H90ZM216 172V171H215ZM95 173V172H94ZM106 173V172H105ZM131 173V172H130ZM171 174V173H170ZM215 174V173H214ZM221 174V173H220ZM241 174V173H240ZM261 175H262V172L260 173ZM131 175V174H130ZM104 176V175H103ZM166 176V175H165ZM237 176V175H236ZM263 176H264V172H263ZM213 177V176H212ZM230 177V176H229ZM234 177V176H233ZM27 178V177H26ZM94 178V177H93ZM96 178H98V176L96 177ZM221 178V177H220ZM232 179V178H231ZM68 180V179H67ZM97 180V179H96ZM136 180V179H135ZM224 180V179H223ZM262 180V181H261ZM138 181V180H137ZM226 181H228V180H226ZM225 181V182H226ZM65 182V181H64ZM102 182V181H101ZM77 183V182H76ZM133 183V182H132ZM224 183V182H223ZM227 183V182H226ZM229 183V182H228ZM97 184V183H96ZM99 185L98 186H100L101 184L100 183H98ZM234 183H232V185H233ZM95 185V184H94ZM164 185V184H163ZM215 185V184H214ZM97 186V189L99 188ZM212 186V185H211ZM262 186V185H261ZM95 187H96V185H95ZM178 187V186H177ZM215 187V186H214ZM225 187V186H224ZM224 187H223V189H224ZM163 188V187H162ZM190 188V187H189ZM195 188V187H194ZM196 188H197V186H196ZM205 188V187H204ZM216 188V187H215ZM193 189V188H192ZM207 189H208V187H207ZM257 189H258V187H257ZM259 189L261 190H258V191H256V190H254V191H256V192H258V193H256L255 192V194H257V197L256 196H254V197H256V199L255 200H253V201H255V202H258L257 200H260V198H262V197H264V183H263V187L261 188L260 187V185H259ZM103 190V189H102ZM187 190V189H186ZM219 190V189H218ZM226 190V189H225ZM94 191V190H93ZM98 191V190H97ZM97 191H95V192H97ZM156 191V190H155ZM169 191H171V189L169 188ZM195 191V190H194ZM198 191V190H197ZM205 192V189L203 190L202 189V192ZM254 191L253 192H251V193H254ZM172 192H174V191H172ZM181 192H183L182 190H181ZM210 192H212V191H209V193ZM102 193V192H101ZM192 193V192H191ZM195 193V192H194ZM199 193V192H198ZM222 193H223V191H222ZM248 193V192H247ZM251 193H249V195L251 194ZM89 194H91V193H89ZM95 194V193H94ZM100 194V193H99ZM98 194V195H99ZM174 194V193H173ZM177 194V193H176ZM183 194V193H182ZM197 193H195V194H193L194 196L196 195ZM200 194V193H199ZM254 194V195H255ZM154 195V194H153ZM191 195V194H190ZM202 195V194H201ZM204 195V194H203ZM211 195H213V194H211ZM253 195V194H252ZM174 196V195H173ZM187 196H189V195H187ZM215 196V195H214ZM241 196V195H240ZM248 196V195H247ZM180 198H181V196H179ZM185 197V196H184ZM202 197V196H201ZM209 197V196H208ZM217 197V196H216ZM215 197V198H216ZM250 197H251V195H250ZM249 197V198H250ZM156 198V197H155ZM177 198V197H176ZM190 198V197H189ZM205 198V197H204ZM210 198L212 199V197L210 196ZM218 198V197H217ZM216 198V199H217ZM238 198H240V197H238ZM252 198H253V196H252ZM252 198H250V199H252ZM186 199H187V197H186ZM198 199H200V197L198 198ZM210 199V200H211ZM247 198H245V200H246ZM183 199H181V201H182ZM189 200V199H188ZM191 200H192V198H191ZM206 200H207V198H206ZM244 200V199H243ZM261 200H263V198L261 199ZM68 201V200H67ZM177 201H178V199H177ZM201 201V200H200ZM250 201V200H249ZM252 201V202H253ZM117 202V201H116ZM173 202V201H172ZM176 202V201H175ZM174 202V203H175ZM183 202H185V201H183ZM193 202H194V200H193ZM205 202V201H204ZM208 202H209V198H208ZM212 202H213V199H212ZM215 202V201H214ZM251 201H250V203H252ZM173 203V204H174ZM180 203V202H179ZM67 204V203H66ZM78 204V203H77ZM105 204V203H104ZM172 204V205H173ZM178 204V203H177ZM176 204V205H177ZM179 205V204H178ZM181 205V204H180ZM186 205H188V204H186ZM185 205V206H186ZM190 205V204H189ZM206 205V204H205ZM258 205V204H257ZM82 206H83V204H82ZM112 206V205H111ZM209 206V205H208ZM245 206V205H244ZM254 206V205H253ZM182 207V206H181ZM180 207V208H181ZM184 207V206H183ZM206 207V206H205ZM202 208V207H201ZM243 208V207H242ZM257 208H259V207H257ZM189 209H190V207H189ZM192 209H194V208H192ZM253 209H255V207L253 208ZM108 210V209H107ZM188 210V209H187ZM195 210V209H194ZM199 210V209H198ZM197 210V211H198ZM203 210V209H202ZM205 210V211H206ZM244 210V209H243ZM146 211V210H145ZM176 211V210H175ZM177 211H178V209H177ZM196 211V210H195ZM240 210H238V212H239ZM250 211V210H249ZM77 212H79L78 210H77ZM183 212V211H182ZM185 213H186V211H184ZM191 212V211H190ZM201 211H198L197 213H200ZM237 212V211H236ZM237 212V213H238ZM247 212H248V210H247ZM251 212V211H250ZM174 213V212H173ZM177 213V212H176ZM175 213V214H176ZM96 214V213H95ZM194 214V213H193ZM201 214H203V213H201ZM233 214V213H232ZM245 214V213H244ZM144 215V214H143ZM178 215V214H177ZM186 215V214H185ZM243 215V214H242ZM73 216V215H72ZM76 216V215H75ZM176 216V215H175ZM180 216V215H179ZM196 216V215H195ZM200 215H198V218L200 219V217H199ZM229 216H230V214H229ZM235 215H233V217H234ZM253 216H255V215H253ZM188 217V216H187ZM226 217V216H225ZM237 217H238V215H237ZM262 217V216H261ZM94 218V217H93ZM193 218V217H192ZM196 218H197V216H196ZM75 219V218H74ZM180 219V218H179ZM185 219V218H184ZM221 219H223V217L221 218ZM231 219V218H230ZM234 219V218H233ZM244 219V218H243ZM198 220V219H197ZM227 220V219H226ZM247 220H248V218H247ZM257 220V219H256ZM64 221V220H63ZM179 221V220H178ZM190 221V220H189ZM188 221V222H189ZM194 221H196L195 219H194ZM230 221H232V220H229V222ZM261 221H263V219L261 220ZM71 222H73L72 221V219H71ZM170 222V221H169ZM197 222V221H196ZM220 222V221H219ZM245 222V221H244ZM254 222V221H253ZM58 223H60V222H58ZM70 223V222H69ZM170 223H172V222H170ZM180 223V222H179ZM185 223V222H184ZM259 223V222H258ZM125 224V223H124ZM228 225H229V223H227ZM226 224V225H227ZM231 224V223H230ZM168 225H170V224H168ZM172 225V224H171ZM193 225V224H192ZM227 225V226H228ZM234 225V224H233ZM254 225V224H253ZM221 226H223V225H221ZM246 226V225H245ZM65 227V226H64ZM67 227H68V225H67ZM129 227V226H128ZM127 226H126V228H128ZM173 227H175V226H173ZM173 227L172 228H169V229H171V232H173L172 231V229H173ZM229 227H231V226H229ZM243 227V226H242ZM57 228V227H56ZM60 228H63V227H61L60 226ZM123 228H125V227H123ZM179 228V227H178ZM177 228V229H178ZM213 228V227H212ZM151 229V228H150ZM215 229V228H214ZM213 229V230H214ZM252 229V228H251ZM254 229V228H253ZM118 230H120V229H118ZM126 230V229H125ZM130 230H131V228H130ZM130 230H127V231H130ZM174 230V229H173ZM182 230V229H181ZM193 230V231H194ZM255 230V229H254ZM259 230V229H258ZM63 231H64V229H63ZM67 231V230H66ZM151 231V230H150ZM192 231V232H193ZM216 231H218V230H216ZM249 231H251V230H249ZM253 231V230H252ZM123 232H124V230H123ZM176 232V231H175ZM191 232V231H190ZM224 232V231H223ZM77 233V232H76ZM185 233V232H184ZM255 233H256V231H255ZM260 233V232H259ZM119 234V233H118ZM126 234H128L127 232H126ZM132 234H133V231H132ZM169 234V233H168ZM173 234V233H172ZM175 234V233H174ZM183 234V233H182ZM186 234V233H185ZM204 234V233H203ZM210 234V233H209ZM252 234V233H251ZM57 236V235H56ZM63 236V235H62ZM122 236H124V235H122ZM127 236H129V235H127ZM172 236V235H171ZM184 236V235H183ZM192 236V235H191ZM195 236V237H196ZM201 236V235H200ZM211 236V235H210ZM249 236V235H248ZM177 237V236H176ZM179 237H181L180 235H179ZM205 237V236H204ZM217 237V236H216ZM263 237H264V235H263ZM75 238V237H74ZM120 237H118L117 238V240L119 239ZM123 238V237H122ZM175 238V237H174ZM184 238V237H183ZM210 238V237H209ZM262 238V237H261ZM121 239V238H120ZM178 239H180V238H178ZM190 240H191V237L189 238ZM188 239V240H189ZM198 239V238H197ZM256 239V238H255ZM42 240V239H41ZM117 240L115 239L114 240V242L116 243L117 242ZM175 240V239H174ZM177 240V239H176ZM212 240V239H211ZM122 241V240H121ZM127 241V240H126ZM164 241V240H163ZM179 240H177V242H178ZM194 241V240H193ZM199 241V240H198ZM197 241V242H198ZM201 241V240H200ZM174 242V241H173ZM183 242V241H182ZM182 242L180 243V242H178V244L181 246L182 245ZM188 242V241H187ZM201 242H203V241H201ZM260 242V241H259ZM264 242V241H263ZM49 243H51V242H49ZM118 243V242H117ZM185 243V242H184ZM184 243H183V245H184ZM108 244V243H107ZM111 244V243H110ZM119 244V243H118ZM118 244L115 246L116 247V252H118V253H121L120 251H122V250H124V248H126L125 246H124V248H123V246L122 245H119L118 246ZM121 244V243H120ZM124 244V243H123ZM174 244H175V242H174ZM191 244V243H190ZM260 244V243H259ZM153 245V244H152ZM177 245V244H176ZM205 245H208V244H205ZM223 245V244H222ZM35 246V245H34ZM52 246V245H51ZM179 246V247H180ZM262 246V245H261ZM42 247V246H41ZM114 247V248H115ZM186 247V246H185ZM204 247V246H203ZM50 248H52V247H50ZM45 249V248H44ZM47 249V248H46ZM128 249V248H127ZM126 249V250H127ZM133 249V248H132ZM165 249V248H164ZM182 249L183 248H181V251H182ZM256 250H258V249H256ZM264 251V250H263ZM125 252V251H124ZM128 252V251H127ZM35 253V252H34ZM128 253H130V251L128 252ZM139 253V252H138ZM33 254V253H32ZM72 254V253H71ZM115 254V253H114ZM122 254V253H121ZM133 254V253H132ZM144 255L142 254V253H140V254H138L137 255V258L136 259H134V260H136V264H147L148 262H146L147 260H146V258H144L143 257ZM172 256V255H171ZM28 258V257H27ZM116 258V257H115ZM134 258V257H133ZM28 260V259H27ZM27 260H26V262H27ZM135 263V262H134ZM24 264V263H23Z\"/></svg>",
  "mask_w": 264,
  "mask_h": 264
}]
</instances>
